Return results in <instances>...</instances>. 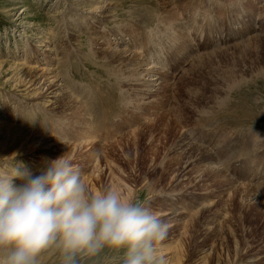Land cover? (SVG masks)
Wrapping results in <instances>:
<instances>
[{
  "label": "rangeland",
  "instance_id": "obj_1",
  "mask_svg": "<svg viewBox=\"0 0 264 264\" xmlns=\"http://www.w3.org/2000/svg\"><path fill=\"white\" fill-rule=\"evenodd\" d=\"M262 22L264 0H0V168L23 163L38 174L47 161L65 153L89 191L116 190L151 209L168 198L175 211L192 212L198 207L196 199L177 197L185 183L175 189L170 185L177 173L167 171L165 181L157 182L159 167L140 179L135 155L127 148L134 149L140 126H150L162 115L176 124L182 116L185 122L174 130V140L184 134L192 144L207 147L216 168L223 171L220 179L230 188L220 193L208 179L198 183L192 190L195 198L208 196V203L217 201V207L214 204L199 222L200 235L187 239L178 223L157 242V254L165 264H177L173 259L180 254L179 264H225V256L230 264H264ZM122 52L139 55L137 78L153 82L139 83L131 99L124 95L129 75L113 68ZM195 60L205 66L193 73ZM30 74L37 77L31 88ZM160 81L164 91L154 92ZM49 84L62 97L49 94ZM152 93L156 96L149 98L148 106H136ZM74 101L89 130L80 132L64 111ZM174 154L169 157L178 151ZM186 171L185 182L197 174ZM242 183L250 188L246 197ZM166 192L169 196L163 198ZM231 198L236 201L233 208ZM245 205L249 220L242 225ZM225 220V228L231 225L237 234L236 244L228 229L221 230ZM206 228L214 229L208 241L203 239ZM181 243L196 247L176 256L170 247ZM161 247L169 248L163 252ZM235 252L236 258L242 257L238 262ZM122 257V249L105 247L77 259L78 264H121ZM59 261V252L50 248L37 264Z\"/></svg>",
  "mask_w": 264,
  "mask_h": 264
},
{
  "label": "clouds",
  "instance_id": "obj_2",
  "mask_svg": "<svg viewBox=\"0 0 264 264\" xmlns=\"http://www.w3.org/2000/svg\"><path fill=\"white\" fill-rule=\"evenodd\" d=\"M167 224L142 202L116 190L89 191L62 154L34 174L23 163L0 168V264H37L50 248L59 264L101 249L123 250L121 264H165L156 244Z\"/></svg>",
  "mask_w": 264,
  "mask_h": 264
},
{
  "label": "bare ground",
  "instance_id": "obj_3",
  "mask_svg": "<svg viewBox=\"0 0 264 264\" xmlns=\"http://www.w3.org/2000/svg\"><path fill=\"white\" fill-rule=\"evenodd\" d=\"M226 13H227V11H226ZM172 15H174V14L172 12H169L167 17L172 18ZM173 20L175 21V23H177L176 18H174ZM177 24H179V23H177ZM177 24H173V25H177ZM261 25L264 28V22H262ZM206 29H208V28H206ZM198 44H199L198 47H200L201 44L200 43H198ZM181 49H182V45L181 46L179 45L178 51L180 52ZM114 63H116L115 67H113V68H115V72L122 73V74L127 73L129 75V80H127L125 83L123 82L125 84L124 88L125 87L127 88V89L125 88L126 89L125 90L126 93L124 94L125 98L131 99L130 95L134 94L135 91L138 90L137 86H140V85H138L139 83L140 84L144 83V85L146 84L145 86H149V85L152 86L153 85V82L149 83V82L145 81V82L141 83L140 78H137V76L140 75L139 70H140V65L142 63V59H140L139 55H136V54L134 55L133 53L127 54L125 52L124 53L122 52V55L120 54V55H118L117 58H115ZM191 66H192V68H191L190 72H193L195 70L200 71L201 69H203L205 64H202V62L198 63L197 60H195ZM36 78L37 77L35 74L29 75L30 80H29L28 87L31 88L34 85V81L36 80ZM164 85H165V83L160 81L158 87H156L154 92H158L159 90L164 91V89H163ZM120 86H121V84H120ZM47 88H48L47 91H50L49 94H57V98L62 97V94L57 93L58 91L53 88V84H49V86ZM153 96H156V94L154 93L152 96H146V98H144L145 101L143 103L141 102L140 104L137 103L136 106L138 107L140 105L141 109H143V106H144L143 104H145V105L149 104V102H150L149 98L150 97L152 98ZM179 98H180V96L175 98L177 102L179 101L178 103H180ZM69 99H70V96L69 95L66 96V101H68ZM90 99L87 98V100H86V103H88V105L90 104V102H89ZM196 101L199 102L198 100H196ZM159 104H161V103H159ZM132 105H133V103H132ZM153 105H156V103L153 102ZM146 106H148V105H146ZM133 108H135V107H133ZM181 108H182V110H185L186 107L184 108L181 106ZM64 111L66 112V114L69 113V115H72L71 117L74 121H71V120L70 121L74 125L77 124L78 130L80 132L86 131V128H87V130H89L88 126L85 124L86 117L83 116V114H82L83 112L81 111V107L78 105L77 101L72 102L71 106H67ZM70 112H73V113H70ZM128 112H129L128 114H132L130 112V110ZM181 117L179 116L177 118L178 120H176V124H174V122L172 121L173 120L172 118H170V117L166 118L165 116L162 115L158 118L157 121L152 122L151 125L149 124L150 126H146V125L140 126L139 128H141V129H140V132L136 138L137 140L133 143L134 149L131 146H128L127 148H128V151L130 152V154H132L133 156L135 155V158H133V164H135L136 170L138 172H140V179H141L142 175L149 176L148 173H150V172L152 174H155L156 171L158 170V168L161 167L160 172H162V173L160 175V179H158L157 182L165 181V179H166L165 177H168V175H165V174H168L169 171H171V174L177 173L176 175H174V179L172 180L173 181L172 183H174V184H172V183L170 184V185L174 186L173 189L178 188V186L180 187L182 183H185V187L180 188L181 191H179L180 193L177 194V197L179 195V198H181L180 196H187V198H189L190 200L192 198L196 199V201L198 202V204H197L198 207L196 210H194L192 212L189 211V212L185 213V208L182 211L180 208L179 210L175 211L176 209H174L173 206L170 204V201L168 200V198H164L165 196L168 195L167 192L164 193V195H163V198L165 201H167V203L163 202L161 205H157L154 209L150 208V204H146L145 206L148 207L150 210L154 211L159 216V218L167 224V233H170L171 229H175L176 227H179L177 224L181 223L182 227H183L182 232H181L182 235L184 237L186 236L187 239H191L194 237L195 234L196 235L201 234V232L199 231V227H197L199 222H201V219L204 218V214L205 213L209 214L210 211L212 210V208H214L215 205L217 204L216 203L217 201L216 202L213 201L211 204L208 203V199H207L208 196L202 197V195H201V198H199V197L195 198L197 195H194L192 190L194 191L195 190L194 188L196 186H199L198 183H203L205 181V179H208L209 181H211L212 185L215 186L216 189L219 190L220 193H222L224 188H230V187L228 186L229 185L228 183H226L225 181L223 182L220 179L223 175V171L216 168L217 166L215 165L214 157H212L210 152L206 149L207 147L204 148L203 144H202V147H200L199 145H194L195 144L194 142H193L194 144H192L190 142L192 140L190 139V141H189L188 137H186V135H184V134H181L180 136H178L176 141L174 140V135H175L174 130L176 129L178 124L180 125L183 122H185L184 118H181ZM118 124H119V122L117 123V125L114 124L113 128L116 127V130H118L119 129ZM177 151H178V154L175 157L174 156L169 157V155L171 153L174 154ZM161 156L163 158H165L162 160L163 162L160 161ZM173 157L175 160V164H172L168 169L167 164H168V162L170 164L172 163L171 161L173 160ZM164 160H166V161H164ZM182 161H183V163H182ZM216 161H219V160L216 159ZM182 165H183V167H182ZM193 165H196V168H194ZM186 168L191 169L194 172L196 170V173H197V174H195V177L193 179L190 178V180H188V182H185L182 180L184 177H186L185 176L186 174H189V173H187ZM167 171H168V173H167ZM224 177H223V179H224ZM156 185H158V183ZM160 186H162V185H160ZM241 186L244 187L245 185L242 183ZM169 187L172 188L171 186H169ZM263 188H264V185L262 186V189ZM246 189H247V187H244L242 189V193H243L242 197H246L250 194L248 191L250 188L248 190H246ZM225 191H226V189H225ZM141 194L143 195L144 191H141L140 195ZM215 197H217V196H215ZM215 197H212V198L214 199ZM150 200H151V198H150ZM152 200H153V198H152ZM231 201H232L231 206L233 208L236 204L235 203L236 201H233V198H231ZM191 203H189V204L192 205ZM232 203H233V205H232ZM163 204H165V206H163ZM216 207H217V205H216ZM245 207L247 208V205L241 207L242 210L240 211V214L243 217L241 218L239 224H242V225L247 224V221L249 220V219L245 218L248 215ZM225 223H226V220L221 223V230L228 229L230 232L227 231V233L232 235L235 238V240H236L235 244H236L237 234H236L235 230L232 228L231 225L230 226L227 225V228H225ZM205 231L206 232L203 233V236H204L203 239L205 241H208L207 239H209L211 237V234L214 232V229L213 228H211V229L206 228ZM205 241H204V243H205ZM191 243H192V240H191ZM182 245L183 244L181 243V244H178L177 246H174L173 248L170 247L172 252L176 256L179 255L180 253H182V249H185V251H186V249L188 247L190 248V246H191L190 244L185 245V247H184V245L183 246ZM195 247H196V244L194 243L193 246H191L190 250L194 249ZM236 247H237V245L235 246V248ZM165 248H167V247H164V248L161 247L160 250L165 251L166 250ZM190 253L192 254V252H190ZM175 255H174V257H175ZM181 255L182 254H180V258L179 257L176 258L177 260L175 258L173 259L176 261L177 264L182 263L181 262V260H182ZM236 256H237V254L235 252V258H236ZM241 256H243V255H241ZM240 259H242V257H240V258L237 257L236 258L237 262ZM223 262L225 264H230L229 258L227 256L224 257ZM243 263L252 264L254 262H251L250 260H246V261H243ZM207 264H208V261H207ZM256 264H258V263H256Z\"/></svg>",
  "mask_w": 264,
  "mask_h": 264
}]
</instances>
